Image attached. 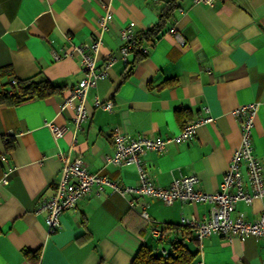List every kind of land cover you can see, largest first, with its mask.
Returning a JSON list of instances; mask_svg holds the SVG:
<instances>
[{
    "label": "crops",
    "instance_id": "obj_1",
    "mask_svg": "<svg viewBox=\"0 0 264 264\" xmlns=\"http://www.w3.org/2000/svg\"><path fill=\"white\" fill-rule=\"evenodd\" d=\"M167 1L0 0V90L24 78L47 79L61 88L16 105L0 102V180L9 170L7 182H0V264H33L24 250L39 251L34 264H130L144 244L168 251L163 244L180 235L167 227L179 225L182 216H208L210 203L166 205L92 187L49 233L45 213L36 206L54 192L60 151L70 150V158H80L88 171L120 185L138 184L135 165L116 166L107 159L114 151V127L154 137L211 116L191 140L169 143L161 152L147 150L140 160L158 186H168L174 176L196 175L198 189L214 192L240 142L239 119L232 112L257 102L252 146L264 176V0H216L213 6L176 0L154 40H142L141 46L149 44L147 52L135 59L131 51L124 62L120 28L133 21L136 39L159 22ZM104 3L112 19L101 34L96 69L104 67L108 55L115 60L107 76L87 90L88 117L74 130V111L61 108V102L83 74L79 56H63L62 50L96 36ZM97 99H111L112 110L95 107ZM48 122L65 127L63 136L55 139ZM242 173L246 179L244 165ZM141 205L152 222L140 217ZM262 213L264 197L237 202L231 215L252 220ZM152 226L164 230L161 245L150 235ZM189 247L197 250L194 264H264V237L240 241L213 233L202 240L201 250L197 240Z\"/></svg>",
    "mask_w": 264,
    "mask_h": 264
},
{
    "label": "built area",
    "instance_id": "obj_2",
    "mask_svg": "<svg viewBox=\"0 0 264 264\" xmlns=\"http://www.w3.org/2000/svg\"><path fill=\"white\" fill-rule=\"evenodd\" d=\"M194 3H203L213 6L216 0H193ZM103 13L99 17L98 33L89 43L71 44V49L66 47L62 50L63 56L76 53L80 59L82 78L71 89L61 102V108L69 106L74 111L72 118L74 130L80 128L82 122L87 117L85 99L87 90L95 86L99 79L107 76L108 68L115 57L108 55L105 57L104 67L96 69V56L102 40V32L107 29V24L112 19V12L109 6L102 4ZM134 22H129L120 28L119 37L123 40L120 47V58L127 62L129 53L135 46L133 33ZM170 32H174L171 28ZM149 44L141 46L143 52H147ZM55 58L59 55L55 54ZM15 80L11 81L14 84ZM95 107L110 112L113 108L111 99L94 101ZM257 109V102H250L238 106L233 110V115L239 119L240 142L233 150L228 167L223 172L222 180L217 191L205 192L197 188L199 178L196 175L174 176L170 184L166 187L158 186L149 176L143 167L140 156L147 150L161 152L165 150L167 144H178L191 140L195 135L196 127L203 122H211L213 118L209 115L183 124L178 132L174 134L157 135L149 137L144 134H125L114 127L110 131V138L113 144V154L107 159L116 166L133 164L136 166L138 174L137 185H120L103 174L90 172L84 162L76 157L70 158V150L60 151L58 157L62 162L60 178L56 183L54 192L50 196H43L38 200L36 212L45 213V224L49 233L56 231L60 227V217L65 210L73 209L79 200L95 187L97 192L108 188L110 191L118 192L122 195L132 193L137 196L158 199L166 205L175 201L180 202H206L210 203L208 216L196 219L194 216H182L180 225L192 230L201 250L202 240L213 233L231 239L238 238L240 241L249 236L264 237V213L252 220H246L242 215L233 217L235 204L242 201L251 204L256 198L264 197V176H262V165L253 153L252 129L253 120ZM47 125L52 131L53 137L58 139L63 136L66 128L57 126L53 122ZM242 165L246 170V179L243 177ZM9 170H4L0 182H7ZM246 185L248 186L246 188ZM131 205L133 202L131 201ZM140 217L152 222L145 206L141 205ZM152 238H160L161 231L152 226L150 230ZM164 253V251H162ZM199 264H206L200 261Z\"/></svg>",
    "mask_w": 264,
    "mask_h": 264
},
{
    "label": "trees",
    "instance_id": "obj_3",
    "mask_svg": "<svg viewBox=\"0 0 264 264\" xmlns=\"http://www.w3.org/2000/svg\"><path fill=\"white\" fill-rule=\"evenodd\" d=\"M176 0H168L165 5L159 22L150 29L141 32L135 39V46L133 48L134 57L138 59L143 54L141 53L142 40L150 42L154 40L159 32V29L164 21V18L169 15V12L176 7ZM15 83H10V88L0 90V102H7L16 105L26 99L32 97H46L60 91V87L51 83L47 79H14ZM167 229H175L179 233V238L176 236L168 244V251L164 253L153 250L147 245H142L136 254L133 256L130 264H194L197 250L193 251L189 247V243L195 242L196 238L192 230L182 225H169ZM164 230H161V234ZM156 241L161 242L160 238ZM24 256L31 263H35L38 258L39 251L24 250Z\"/></svg>",
    "mask_w": 264,
    "mask_h": 264
},
{
    "label": "rangeland",
    "instance_id": "obj_4",
    "mask_svg": "<svg viewBox=\"0 0 264 264\" xmlns=\"http://www.w3.org/2000/svg\"><path fill=\"white\" fill-rule=\"evenodd\" d=\"M162 244V242L161 243H159V245H161ZM164 246H168V244H163Z\"/></svg>",
    "mask_w": 264,
    "mask_h": 264
},
{
    "label": "water",
    "instance_id": "obj_5",
    "mask_svg": "<svg viewBox=\"0 0 264 264\" xmlns=\"http://www.w3.org/2000/svg\"><path fill=\"white\" fill-rule=\"evenodd\" d=\"M165 243H168L167 241H165Z\"/></svg>",
    "mask_w": 264,
    "mask_h": 264
}]
</instances>
